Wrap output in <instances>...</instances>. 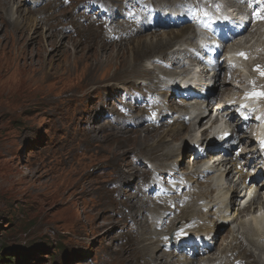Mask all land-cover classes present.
<instances>
[{
	"label": "rangeland",
	"instance_id": "rangeland-1",
	"mask_svg": "<svg viewBox=\"0 0 264 264\" xmlns=\"http://www.w3.org/2000/svg\"><path fill=\"white\" fill-rule=\"evenodd\" d=\"M4 1L0 6V86L9 84V88L6 91L0 90L1 254L11 261L9 264H142L141 258L138 257V262L137 258L133 259L140 252V239L130 220V204L138 197L145 196L144 209H141L140 214L145 219L142 224H147V215L149 216L154 206L162 207L163 204L160 203H164L160 200L164 195L153 197L156 199L151 198L152 188L156 184L166 185L163 179H166L165 175L169 174V170H163L156 181H153L150 177L151 166L157 162L153 159L161 155L167 142L148 153L144 148L146 145L137 141L136 133L146 124L160 123H150L147 117L151 113L152 117L156 115L155 120L172 122L169 114L173 116V111L162 110V105H178L179 92L173 95L162 94L165 82L171 78L168 72L156 78L153 88L149 89L151 83L148 87L136 83L130 86L126 83L125 80L136 77L125 75L128 70L126 67L118 65L117 68V65L113 64L104 66L115 56L114 53H120L126 59L131 49L136 55L145 50L146 46L135 50V41L132 40L135 37V40H139L140 35L150 32L153 27H150L148 21L140 25L129 22L134 16H128L120 23V18H114L111 20H114L112 24L103 22L95 26L88 20L81 22L79 16L76 19L79 9L74 6L63 8L60 2L42 6L41 2L39 7L31 8L27 2L26 9L22 7L26 13L22 15L35 17L37 21L47 17L51 20L52 28H48V23L35 29L30 27L28 30L16 31L8 13L6 0ZM9 1L12 3L19 0ZM107 1H111L114 6L117 1L120 2ZM126 1L128 5L131 0ZM165 2L160 1L154 6L159 13H163L160 9L166 7L163 5ZM179 2L183 0L171 5H178ZM124 12L128 14L129 10ZM147 17L143 14L140 19ZM123 24V30L133 33L131 41L122 43L121 49H118L115 43H119V38L114 37L107 42L109 45L99 47L98 43L103 41L102 35L110 33V26ZM41 31H63L70 35L69 39L78 41L77 49L71 52L66 47L65 36L62 39L63 49L53 56L54 47L48 44L49 38L39 35ZM39 39L45 43L44 53L39 51ZM17 48L24 49L25 55L19 60L18 67H13L5 73L2 63L5 59L11 60ZM163 53L160 50L150 51V60L145 65L156 71L158 67L170 70L172 67L165 66L167 61L159 63ZM26 66L30 68L27 69ZM122 68L123 72L120 70ZM240 70L246 72L247 68L240 67ZM113 74L118 75V78H107ZM222 74L223 71L216 73L213 80L216 77L221 81ZM95 77L101 80L93 81ZM226 77L229 78V74ZM113 82L114 85L111 86ZM123 86L129 89L122 88ZM214 89L213 101L216 103L220 100L221 96L217 95L222 88L214 82L211 90ZM141 94L145 97L151 94L155 104H136V98L142 97ZM118 98L122 99L123 103L116 111ZM209 98H213V95L210 94ZM109 116L113 118L108 120ZM121 124L129 126L125 134L129 137H126L124 144L117 143L118 139L115 138L116 128ZM157 126V131H151L153 134L168 127L169 122ZM185 130L186 128H183L181 133ZM121 151H124L122 159L118 156ZM141 152L144 154L141 155ZM179 153L183 155L180 160H176L178 155L169 158L173 162H179L176 163L177 170L186 165L187 160H190L189 155L194 152L186 146L184 150L180 149ZM148 158L151 161H148ZM126 161L130 164H126ZM133 163L147 173L145 178L142 179L136 174L132 176L129 168ZM120 170L127 175L123 180L118 178ZM176 174L173 172L174 179ZM167 185L170 192L169 189L174 186ZM175 187L178 188L177 185ZM110 199L126 204L120 208L117 202H108ZM134 215L136 216L133 213ZM170 216L169 214L163 218L166 221ZM155 217L158 221V214ZM227 225L216 229L218 233L213 250H216L221 240L220 235L227 232L229 224ZM180 234L182 239L187 236L183 232ZM160 236L166 237L167 234ZM172 242L170 243L173 245L174 240ZM168 243H164L165 247ZM172 249L175 247L166 250L173 255V259L180 254V259L189 256L187 262L197 264L194 256L197 258L199 254L191 247L189 250L195 254L191 256L184 250L175 254ZM145 261L146 264H152L148 262V258Z\"/></svg>",
	"mask_w": 264,
	"mask_h": 264
},
{
	"label": "bare ground",
	"instance_id": "bare-ground-1",
	"mask_svg": "<svg viewBox=\"0 0 264 264\" xmlns=\"http://www.w3.org/2000/svg\"><path fill=\"white\" fill-rule=\"evenodd\" d=\"M43 1L45 0L40 2ZM165 1L163 5L169 6L170 4L167 5L168 2L174 4L181 0ZM4 2V0H0V6ZM159 2L150 1L149 5L151 6V3H153V6H156ZM214 2H216L214 6L216 11L230 8L224 10L223 15L232 22H237L240 26L238 31L230 30L226 26H217L214 32H218V35L222 34L218 38L213 36L214 38L209 39V34L199 28H207L205 21L197 23L196 16L185 17L188 9L187 5L189 6L190 3L179 2L178 5H170L168 13L164 12L166 7H161L160 11L163 13H159L155 7L151 6V11L144 15L151 19L150 24L149 22L148 24L153 28L150 32L140 35L139 40H135L136 37L133 40L130 39L133 33L123 30V24L117 27L110 26L108 28L110 33L103 34L101 37L103 41L98 43L99 47H105L109 45L108 41L118 37L119 43H115L118 49H121L122 43L129 42V40L135 41V50H141L146 46L145 50L138 52V55L131 49L126 59L120 53L113 52L116 57L114 56L107 61L104 67H107L108 64L117 65V68L126 67L128 70L125 71V75L136 76L132 80L124 79L126 83H129L130 86L136 83L142 87H148L151 83L152 86L149 89L153 88V81L156 78L168 72L171 78L165 82L166 86L162 94L173 95L179 92L177 95L179 97L177 99L178 105H162V110L173 111V116L169 114L171 115V121L173 119L172 122L155 120L156 115L151 116L153 113L147 117L150 123L160 121L162 124H167L169 122L168 127L153 134L151 131H157L155 128L160 123L146 124L141 130L138 129L139 133H136L138 135L137 141L146 145L144 148L148 153L167 142L161 155L152 158L157 162L151 166L152 172L150 174L155 182L159 173L168 169L169 174L165 175L166 179H163L166 185L156 184L152 190L168 192L167 184H171L170 180L174 179L172 177L173 172L180 174L179 183L175 184L178 188L171 184L174 187L170 188V192H168H178L179 195H158V197L163 196L160 200L164 203H160V205L163 204L162 207L154 206L149 216L147 215L149 220L147 224H142V220L145 219L140 214L141 209H144L145 196L138 197L130 204L132 210L130 220L138 234V239H140L138 241L140 252L133 259L137 258L138 262V257L141 258L143 260L142 264H146V258L152 264H189L187 262L189 256L180 259L182 256L179 254L176 255V259H173V255L167 251L171 247H175V249H172L174 253L184 250L190 256L195 255L192 250H189L191 247L199 254L197 258L194 256L197 264H264V179L260 182L257 181L259 176L263 175L262 170L264 169V109H262L264 95H253L252 97L247 95V92L251 89L256 90L255 93L264 92V75L261 74L264 73V6H261L263 4L261 0H241V2L240 0H215ZM26 3L25 0L12 3L6 0L8 13L11 21L15 24L16 31L28 30L30 27L35 29L48 23V28H52L51 20L47 17L37 21L35 17L23 16L22 14L26 13ZM22 7L25 8L24 11ZM258 8L260 10L257 11V14H253V11ZM93 13L98 14L97 11ZM113 14L114 11L111 10V15ZM213 14H219V12ZM163 18L166 20L165 26L160 24ZM113 22L114 20L110 24ZM169 28L176 29L173 31L166 30ZM136 29H138V26H136ZM209 30L211 29L209 28ZM39 35L49 38L48 44L54 47L53 56L57 54L58 50L63 49L64 42L62 39L65 36L67 37L66 47L71 52H75L77 49L78 41L69 39L70 35L63 31H49L47 33L41 31ZM123 35L125 37H122ZM213 39H218V43L222 47L221 50L227 47L235 49V61L238 62L236 67L229 69L224 60L219 61V57L210 56V53L217 54L219 52V49L215 50L213 48ZM38 43L41 44L39 51L44 53L46 50L45 43L42 42V39H39ZM171 44L173 45L170 47ZM159 50L164 52L161 57L162 60L159 59V63L163 64L164 61H167L169 65L165 64V66L172 67L170 70L156 66L159 68L156 71L145 65L150 60V51ZM144 53H148V55ZM200 53H203L205 58H199L198 54ZM241 53L244 55H241ZM24 55V49L17 48L11 60L5 59L2 63V69L4 68L5 73L13 67H18L19 60ZM205 59L209 62L207 65L202 62ZM154 60L156 61V59ZM242 62H245V64H242ZM240 67L247 68L248 71L246 70V72L253 78V85L248 90L237 89V86L245 84L247 79L244 75L245 70H240ZM26 68L29 69L30 67L26 66ZM254 69L260 71L258 73L254 72ZM120 70L121 72L124 71L123 68ZM220 71H223L222 80L220 81L216 77L213 80V76H216V73L219 74ZM227 74H229V78L226 77ZM97 78L95 77L93 81L101 80ZM107 78L113 80L118 78V75L113 74ZM235 81H238V83ZM214 82L222 88L221 92L218 95L216 94L217 97L221 96L216 103H212V100L215 99L213 93L215 89L211 90ZM21 83L23 82L21 81ZM113 85L114 82L111 86ZM128 87L123 86L122 88L129 89ZM185 87H190L192 91L185 90ZM8 88L9 84L0 86L1 91H6ZM206 91L210 92L205 97L204 93ZM210 94L213 95V98H209ZM152 98L151 94H148L147 97L138 96L136 104L139 103V106L153 105L155 103ZM258 108H261L259 110L261 113L260 120L251 116L253 112L258 111ZM248 116V119H244ZM128 128L129 126L123 124L116 128L115 138L118 139L117 143L124 144L126 137H129V135H125L129 130ZM183 128H186V130L181 133ZM227 129H230V131L227 132ZM238 133H240V136H238ZM188 143H191V145H188ZM195 145H200L201 148L207 147L205 150L207 157L203 159L198 156V158L193 159L190 154L188 157L190 160H187L186 165L177 170L179 162H173L169 158L178 155L176 160H180L183 156L179 153L180 149L184 150L186 146L190 149L196 147ZM210 147L212 149L214 147L218 148L220 152L211 154L212 149ZM200 151L202 152V150ZM200 151L199 155H201ZM140 154L143 155L144 153L141 152ZM118 156L121 159L124 158V151H121ZM132 157L134 158V156ZM148 159V161H151L150 158ZM137 161L139 162V158H137ZM126 164H130V162L126 161ZM129 169L132 176L136 174L143 179L147 175L137 164H131ZM126 177L127 175L120 170L118 178L123 180ZM180 187H184L185 190L180 189ZM153 197L151 196V198ZM250 197L252 198L250 199ZM108 202L115 203L117 201L116 199H110ZM117 203L120 208L126 204L121 201ZM124 209L127 210L125 207ZM133 213L136 216H133ZM156 214H158V221L155 217ZM169 214L171 216L165 221L164 218ZM163 216L165 217L163 218ZM127 217L130 216L127 215ZM185 219L189 221L188 224L184 223ZM177 221L180 224L175 228ZM227 224H229L227 232L220 235L222 236L221 240L218 246L216 245V250H213L218 233L216 229L219 230L221 226ZM176 229L180 231L176 233L172 245L170 242L168 243L167 237L170 231ZM183 231L185 233L190 231L191 234L183 236L184 239H182L180 233ZM163 233H166L167 236H162L164 239H159L162 238L160 235ZM165 242L168 243L166 247ZM128 260H132V258H128Z\"/></svg>",
	"mask_w": 264,
	"mask_h": 264
},
{
	"label": "trees",
	"instance_id": "trees-1",
	"mask_svg": "<svg viewBox=\"0 0 264 264\" xmlns=\"http://www.w3.org/2000/svg\"><path fill=\"white\" fill-rule=\"evenodd\" d=\"M1 248H2V246H0V264H9V263H11L10 260H6L8 258H6L3 253L1 254V250H2Z\"/></svg>",
	"mask_w": 264,
	"mask_h": 264
},
{
	"label": "snow or ice",
	"instance_id": "snow-or-ice-1",
	"mask_svg": "<svg viewBox=\"0 0 264 264\" xmlns=\"http://www.w3.org/2000/svg\"><path fill=\"white\" fill-rule=\"evenodd\" d=\"M205 15H207V13H205ZM241 55H244L243 53H241ZM262 75H264V73H261ZM253 95H264V92L261 93H253Z\"/></svg>",
	"mask_w": 264,
	"mask_h": 264
}]
</instances>
